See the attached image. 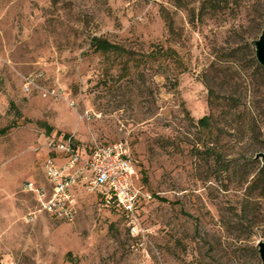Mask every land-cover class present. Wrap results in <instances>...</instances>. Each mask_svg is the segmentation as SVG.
I'll use <instances>...</instances> for the list:
<instances>
[{
    "label": "rangeland",
    "instance_id": "rangeland-1",
    "mask_svg": "<svg viewBox=\"0 0 264 264\" xmlns=\"http://www.w3.org/2000/svg\"><path fill=\"white\" fill-rule=\"evenodd\" d=\"M263 16L264 0H0V264H262L264 188H244L264 153L248 51ZM93 36L127 52H95ZM27 75L60 97L24 92ZM65 135L87 152L127 145L152 195L145 242L80 186L72 220H25L38 204L23 184L44 183L48 141Z\"/></svg>",
    "mask_w": 264,
    "mask_h": 264
},
{
    "label": "built area",
    "instance_id": "built-area-1",
    "mask_svg": "<svg viewBox=\"0 0 264 264\" xmlns=\"http://www.w3.org/2000/svg\"><path fill=\"white\" fill-rule=\"evenodd\" d=\"M36 79L33 75H27L23 91L29 93L36 88L43 97H60L54 89H43ZM48 146L63 160L57 162L56 153H52L43 164L44 183L27 181L23 184V190L36 196L38 204L35 211L25 216L26 221H32L39 212L57 220H72L76 214L73 189L80 186L99 196L105 204L113 202L126 218L128 234L139 238L142 243L146 241L138 210L152 195L136 184L138 174L123 141L96 144L86 157H82L81 149L75 145L72 137L62 141L50 139Z\"/></svg>",
    "mask_w": 264,
    "mask_h": 264
},
{
    "label": "trees",
    "instance_id": "trees-1",
    "mask_svg": "<svg viewBox=\"0 0 264 264\" xmlns=\"http://www.w3.org/2000/svg\"><path fill=\"white\" fill-rule=\"evenodd\" d=\"M264 21V16L262 17ZM90 48L94 50L95 52L101 53L102 55H115V56H122L123 53H126V49H124L122 46L113 44L106 39L102 37L93 36L90 39ZM248 49V48H247ZM250 54V61L252 63V66L262 73H264V67L261 66L255 59V51L254 49H249ZM209 98H208V106L211 111L209 115H205L202 118H200L197 121V124L200 125H207L210 123V120L212 118V109H213V101H212V95L214 94L212 90L209 91ZM9 128L6 127L0 131V134L5 133ZM66 136V135H65ZM264 137V135H263ZM213 154L215 155V160L219 163L223 162V159L220 157L219 151L216 150L213 151ZM256 156V155H255ZM260 157H255V159H259ZM223 165V164H221ZM246 185L244 188L245 194H248L252 191H254L257 187L262 186L264 188V160L261 159V162L259 163L258 167L256 168L255 173L253 174L252 178L250 180H246ZM260 185V186H259ZM138 186L142 188L143 190H146L145 187L142 185V183H139ZM152 198V197H151ZM150 200V199H149ZM147 200V201H149ZM245 207H242V211H244ZM138 216L140 218V213L138 210ZM142 222V220H141ZM259 253V252H258Z\"/></svg>",
    "mask_w": 264,
    "mask_h": 264
},
{
    "label": "water",
    "instance_id": "water-1",
    "mask_svg": "<svg viewBox=\"0 0 264 264\" xmlns=\"http://www.w3.org/2000/svg\"><path fill=\"white\" fill-rule=\"evenodd\" d=\"M254 46L255 59L261 66L264 67V24L261 34L259 35L258 39L254 42ZM255 157H260L262 160H264V153L259 152L256 154ZM258 252L261 259V263L264 264V240L258 242Z\"/></svg>",
    "mask_w": 264,
    "mask_h": 264
},
{
    "label": "crops",
    "instance_id": "crops-1",
    "mask_svg": "<svg viewBox=\"0 0 264 264\" xmlns=\"http://www.w3.org/2000/svg\"><path fill=\"white\" fill-rule=\"evenodd\" d=\"M68 137H72V136H70V135H66V136L64 137V139H66V138H68ZM64 139H63V140H64ZM55 155H56V160H57V162H61V161L63 160V158L61 157V155H59L58 153L55 154ZM81 155H82V157H86V155H87V150H85V148H84V149H81ZM77 187H78V186H75L74 189H73V191H74V190L77 191ZM74 197H75V196H74ZM75 202H76V200H75Z\"/></svg>",
    "mask_w": 264,
    "mask_h": 264
}]
</instances>
